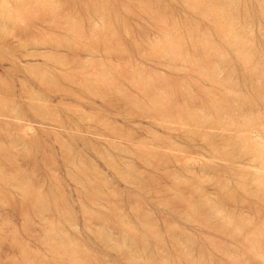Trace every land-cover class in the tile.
Masks as SVG:
<instances>
[{"label": "rangeland", "instance_id": "obj_1", "mask_svg": "<svg viewBox=\"0 0 264 264\" xmlns=\"http://www.w3.org/2000/svg\"><path fill=\"white\" fill-rule=\"evenodd\" d=\"M0 264H264V0H0Z\"/></svg>", "mask_w": 264, "mask_h": 264}]
</instances>
